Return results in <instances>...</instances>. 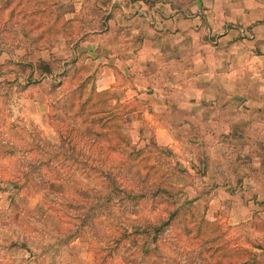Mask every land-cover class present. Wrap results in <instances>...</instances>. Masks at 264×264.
I'll use <instances>...</instances> for the list:
<instances>
[{"label": "rangeland", "instance_id": "rangeland-1", "mask_svg": "<svg viewBox=\"0 0 264 264\" xmlns=\"http://www.w3.org/2000/svg\"><path fill=\"white\" fill-rule=\"evenodd\" d=\"M128 1L0 0V264H264V121L162 144L130 78L90 93L80 42Z\"/></svg>", "mask_w": 264, "mask_h": 264}, {"label": "crops", "instance_id": "crops-1", "mask_svg": "<svg viewBox=\"0 0 264 264\" xmlns=\"http://www.w3.org/2000/svg\"><path fill=\"white\" fill-rule=\"evenodd\" d=\"M119 4L108 9L105 27L94 31V39L80 42L87 45L86 62L99 66L93 78L97 91L130 78L132 92L139 95L136 88L147 97L156 115L155 120L149 116L162 144H176L175 130H191L199 122L210 138L234 130L236 138L242 135L240 143L250 141L245 130L250 135L261 130L264 0H191L185 7L164 0ZM174 112L188 115L168 116Z\"/></svg>", "mask_w": 264, "mask_h": 264}, {"label": "trees", "instance_id": "trees-1", "mask_svg": "<svg viewBox=\"0 0 264 264\" xmlns=\"http://www.w3.org/2000/svg\"><path fill=\"white\" fill-rule=\"evenodd\" d=\"M75 56H74V60L72 61V62H70L71 64H73V66L74 65H76L77 64V61H78V56L76 55V54H74ZM88 79H85V80H83V82H82V84H80V85H78V87L75 89V90H72L71 92H67L66 94L64 93V94H62V98H64L63 99V101L65 100H67L68 99V96H71V97H73V94H74V98L76 97V98H80L81 97V95H82V91H83V89L85 88V85H86V83L89 81H87ZM93 85H94V81H93ZM94 87V89H91L90 90V93H92L93 94V92H96L97 90H96V88H95V85L93 86ZM97 92H105V91H97ZM75 98V99H76ZM64 101V102H65ZM78 107H79V109H78V111H77V113H76V115H79V113L81 112V107H82V104L80 105V103L78 104ZM80 117V116H79ZM90 122V121H92V120H90V119H84V120H82V122ZM93 124V123H92ZM77 131H80L78 128H75ZM97 133V132H96ZM118 134V136H122L121 134V132L120 133H117ZM97 135H98V133H97ZM111 183L114 185V181L111 179ZM132 197V196H131Z\"/></svg>", "mask_w": 264, "mask_h": 264}]
</instances>
